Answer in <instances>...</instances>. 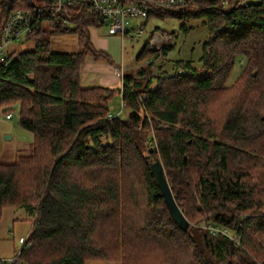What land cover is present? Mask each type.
<instances>
[{"label": "trees", "instance_id": "trees-1", "mask_svg": "<svg viewBox=\"0 0 264 264\" xmlns=\"http://www.w3.org/2000/svg\"><path fill=\"white\" fill-rule=\"evenodd\" d=\"M187 4L194 12L160 16L203 18L204 74L190 62L158 79L147 77L150 64L124 74V118L109 116L110 86L80 84L87 56L110 61L91 42L99 23L86 8L73 9L70 24L39 17L24 37L34 47L0 61V109L18 104L33 135L28 154L0 163V214L22 207L32 216L29 245L13 264H264V0ZM14 8L0 0V29ZM71 31L80 50L52 52L50 36ZM170 48L144 45L137 59ZM155 159L186 231L168 212ZM202 221L233 231L239 244Z\"/></svg>", "mask_w": 264, "mask_h": 264}, {"label": "rangeland", "instance_id": "rangeland-1", "mask_svg": "<svg viewBox=\"0 0 264 264\" xmlns=\"http://www.w3.org/2000/svg\"><path fill=\"white\" fill-rule=\"evenodd\" d=\"M26 3V0H23ZM258 1V0H248ZM226 5V3H225ZM223 10L227 8L224 6ZM44 27L46 29L47 25ZM107 27L100 25L94 30L99 35H107ZM128 32L122 38L115 40L114 48L118 55V65L123 69V75L135 74L140 66H143V61L137 59L138 53L144 45H147L155 30L163 33L170 34L172 39L167 43L171 44V48L164 56L158 53L155 61L149 65L150 73L147 74L148 78L158 79V77L172 75L179 71L178 66H182L185 62H190L191 66L195 69L198 75L204 74V70L200 63L202 53V46L209 38V30L203 22L202 17H189L183 21L176 16H160L153 15L147 19L132 18L129 20ZM133 37V39L131 38ZM167 44V45H169ZM166 46V45H165ZM34 47V41L22 38L7 47L10 52H20ZM50 50L52 52H77L80 46L77 42V35L75 32H67L62 34H52L50 36ZM112 58L111 52L106 51ZM91 56H87V59ZM112 60L108 61L109 63ZM97 61L104 62L105 59L100 58ZM181 71V70H180ZM240 71V61L237 60L232 72L230 73L228 82L231 83ZM120 85H114L113 95L108 100V107L110 113L120 114L121 118L127 115V108L123 106L121 95L118 89L122 84V76L120 75ZM157 84L156 81L152 82V87ZM11 118H5L4 110L7 107L0 109V163H12L17 161L19 156L29 153V146L32 142L33 135L31 132L23 129L19 124L18 104L11 107ZM163 127V124H160ZM147 144H151L149 141ZM209 216V215H208ZM207 216V217H208ZM32 216L22 207H6L0 214V259L15 257L16 251L21 248L17 242L19 237H27ZM207 227L204 221L199 223ZM197 223L190 224L195 226ZM228 229V228H227ZM229 230V229H228ZM230 235H235L233 231L229 230ZM239 244V243H238ZM236 244V245H238ZM87 264H118L116 262L107 261H90Z\"/></svg>", "mask_w": 264, "mask_h": 264}, {"label": "built area", "instance_id": "built-area-1", "mask_svg": "<svg viewBox=\"0 0 264 264\" xmlns=\"http://www.w3.org/2000/svg\"><path fill=\"white\" fill-rule=\"evenodd\" d=\"M192 0H15V8L9 13L8 18L0 29V61L7 64V47L27 36L35 27V20L39 17L58 20L63 24H70L73 9H88L94 13L100 25L107 27L108 35H121L123 38L129 31V20L132 18L147 19L153 15L173 14L181 11L194 12L188 7ZM133 39V37L131 36ZM170 39L171 35L155 30L147 43V48L153 51H161ZM155 57L143 61V65L152 64ZM123 69L117 68L116 74L123 77ZM124 106V104H123ZM118 114H110V117ZM11 112L5 118H11ZM208 230L212 234L221 233L230 237L235 244L239 243V237L230 235L226 227L209 223ZM17 242L22 245L16 251L15 257L0 259V264H13L20 256L21 250L27 243V237H19ZM18 259V258H17ZM15 264H21L17 261Z\"/></svg>", "mask_w": 264, "mask_h": 264}, {"label": "crops", "instance_id": "crops-1", "mask_svg": "<svg viewBox=\"0 0 264 264\" xmlns=\"http://www.w3.org/2000/svg\"><path fill=\"white\" fill-rule=\"evenodd\" d=\"M93 27L90 29V36H91V42L93 46L98 49L102 50L105 53L106 51H109L113 55V60L109 56L110 60H112L111 63L108 62V60H105L104 62L97 61L93 59L92 57L86 58L84 63L81 66L80 69V84L83 87H90L94 85H106V86H114L119 84L120 85V76L116 74V69L120 66L118 65V55L116 54L115 50V40L119 39V35H99L96 31L95 33L92 30H94ZM121 68V67H120Z\"/></svg>", "mask_w": 264, "mask_h": 264}, {"label": "water", "instance_id": "water-1", "mask_svg": "<svg viewBox=\"0 0 264 264\" xmlns=\"http://www.w3.org/2000/svg\"><path fill=\"white\" fill-rule=\"evenodd\" d=\"M150 167L154 174L156 183L158 184L163 195L170 216L180 229H182L183 231L188 230L189 222L183 215V212L181 211L173 197L162 164L158 159H155L154 161L150 162Z\"/></svg>", "mask_w": 264, "mask_h": 264}]
</instances>
